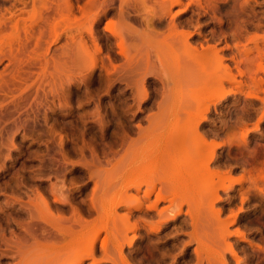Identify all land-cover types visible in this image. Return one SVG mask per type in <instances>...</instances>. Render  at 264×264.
<instances>
[{
	"label": "rangeland",
	"instance_id": "obj_1",
	"mask_svg": "<svg viewBox=\"0 0 264 264\" xmlns=\"http://www.w3.org/2000/svg\"><path fill=\"white\" fill-rule=\"evenodd\" d=\"M6 67L0 264H264V0H0Z\"/></svg>",
	"mask_w": 264,
	"mask_h": 264
},
{
	"label": "bare ground",
	"instance_id": "obj_2",
	"mask_svg": "<svg viewBox=\"0 0 264 264\" xmlns=\"http://www.w3.org/2000/svg\"><path fill=\"white\" fill-rule=\"evenodd\" d=\"M1 51H2V50H1ZM5 53H6V50H5ZM14 53H15V52H14ZM6 54H7V53H6ZM6 54H5V55H6ZM16 54H17V53H16ZM19 54H20V53H19ZM19 54H18V55H19ZM7 55H8V54H7ZM15 56H16V55H15ZM19 56H20V55H19ZM3 57H4V55H3ZM15 58H17V56H16ZM15 58H14V60H13V59H12V60L15 61ZM17 60H18V59H17ZM34 61H35V60H34ZM15 62H16V61H15ZM28 62H29V61H28ZM30 62H32V61L30 60ZM21 63H22V62H21ZM23 63H25V62H23ZM26 63H27V62H26ZM34 63H35V62H34ZM31 64H32V63H31ZM31 64H30V65L28 64V65H27V68H28V67H29V68H30V67L32 68ZM38 64H39V63H38ZM33 65H34V64H33ZM21 66H22V65H21ZM6 68H7V67H6ZM29 68H28V69H29ZM34 68H35V67H34ZM7 69H8L7 71H9V68H7ZM3 70H4V71H3ZM3 70H2L3 73H1V70H0V91L5 93V91H7V90H9V89L12 90V89L14 88V87L12 88L11 86H12V84L15 83V82H14V79H13V77H12V76H14V75H12V74H11L12 76L10 75V72L12 73V71H9V72L6 71V72H7L6 74H7V75H10V76L12 77V79H13V80H12L11 77L8 76V77H10V79H11V80H10V79L6 76V74H4L5 69H3ZM8 73H9V74H8ZM3 74H4V75H3ZM12 82H13V83H12ZM14 85H15V84H14ZM14 85H13V86H14ZM10 87H11V88H10ZM15 88H17V87H15ZM19 88H20V87H19ZM11 90H9V91H11ZM16 90H17V89H16ZM1 92H0V97H1V95H4V93L2 94ZM12 92L15 93L16 91L14 92V89H13ZM13 93H12V94H13ZM30 93H32V92H30ZM8 94H9V93H8ZM23 94H24V93H23ZM26 94H27V93H26ZM26 94H25V97H27ZM30 95H31V94H30ZM30 95H29V96H30ZM22 96H23V95H22ZM36 96H37V95H36ZM8 97L11 98L10 95H8ZM3 98H4V96H3ZM6 98H7V96H6ZM15 98H16V97H15ZM18 98H19V95H18ZM36 98H37V97H36ZM1 99H2V98H1ZM16 99H17V98H16ZM22 99H23V98H22ZM7 100H8V99H7ZM12 100H13V99H12ZM25 100H26V99H25ZM2 101H3V99H2ZM5 101H6V100H5ZM15 101H16V100H15ZM15 101H13V103H15ZM18 101H19V99H18ZM10 102H11V100H10ZM8 103H9V102H7V104H8ZM16 103H17V102H16ZM19 103H21V101H20ZM7 104H6V105H7ZM14 105H15V104H14ZM20 105H21V104H20ZM12 106H13V104H12ZM15 106H17V105H15ZM6 107H7V106H6ZM7 108H8V107H7ZM11 108H12V107H11ZM15 108H16V107H15ZM2 109H3V107H2ZM16 109H17V108H16ZM8 110H9V109H8ZM0 111H1V108H0ZM3 111H6V110H5V106H4V110H3ZM10 111H11V110H10ZM4 113H6V112H4ZM11 113H12V112H11ZM6 114H7V113H6ZM3 115H4V114H3ZM3 115H2V116H3ZM8 115H10V114H8ZM8 115H7V116H8ZM0 119H1V118H0ZM7 119H8V118H7ZM2 120H3V119H2ZM175 132H176V131H175ZM175 132H173L174 134L172 133V135H171L172 137H171L170 139L166 136V138H168V141H167V142L173 143V145H172L173 147H176V145H177L178 142L181 143V142H182V139L185 140V141H186L187 139H191V137H189L188 134H187V135H180V134H177V132H176V133H175ZM166 140H167V139H166ZM174 144H175V146H174ZM172 146H171V147H172ZM171 147H170V149H172V150H170L169 148H168L169 150H168L167 148H166V149H163L164 154H165L166 157L164 156L162 159H164V158H167L168 160L170 159V157H169V158L167 157V156H169V154H170V153L167 152V151H171V152H174V151H175V149H174L173 147H172V148H171ZM173 149H174V151H173ZM152 154H153L152 157H154V158H159V157H161V156L163 155L162 152H157V155H154V153H152ZM155 154H156V152H155ZM192 157H193V156H192ZM147 158H148V157H147ZM159 159L162 160L161 158H159ZM198 159H199L198 156H194L193 159H192V160H193V161H192V164H190V165H191L192 169H193L195 172L202 173L203 170L200 169L199 167H197ZM143 160H145V158H144ZM153 160H154V159H153ZM157 160H158V159H157ZM165 160H166V159H165ZM170 162H171V161H170ZM171 163H172V162H171ZM172 167H173V166H172ZM178 167H180V166L177 165L176 168H178ZM180 168H181V167H180ZM189 168H190V167H189ZM178 170H179V169H178ZM131 171H133V170H131ZM176 171H177V169H176ZM130 173H131V172H130ZM127 176L129 177V178L127 177L129 180L132 179V175H130V174L127 173ZM129 180H126V181H129ZM132 180H134V179H132ZM147 182H148V185H152V186L154 187V188H150L149 192L147 193V196H149L150 193H151L152 191L155 190V188H156V182H157V181H156L154 178L150 177V179H149ZM160 184H162V186L164 185V187L166 186V185H165L166 183H164V184H163V183H160ZM140 186H141V185H136L135 188L137 187L136 189H138V188H140ZM126 191H127V190H126ZM126 191H125V193H126ZM161 199H164V197H162L161 194H158V200H161ZM154 207H155V206H154ZM50 232H51V231H50ZM48 233H49V232H48ZM51 234H52V232H51Z\"/></svg>",
	"mask_w": 264,
	"mask_h": 264
}]
</instances>
